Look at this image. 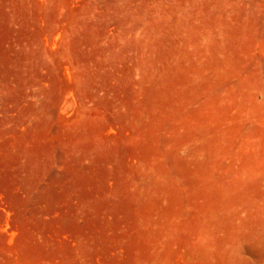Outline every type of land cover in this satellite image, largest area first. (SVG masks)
<instances>
[{"label":"rangeland","instance_id":"1","mask_svg":"<svg viewBox=\"0 0 264 264\" xmlns=\"http://www.w3.org/2000/svg\"><path fill=\"white\" fill-rule=\"evenodd\" d=\"M0 264H264V0H0Z\"/></svg>","mask_w":264,"mask_h":264}]
</instances>
